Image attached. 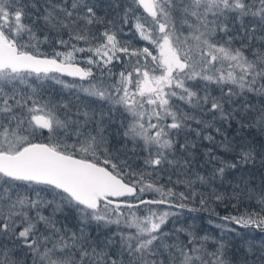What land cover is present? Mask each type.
<instances>
[{"label": "snow or ice", "instance_id": "6c2138e0", "mask_svg": "<svg viewBox=\"0 0 264 264\" xmlns=\"http://www.w3.org/2000/svg\"><path fill=\"white\" fill-rule=\"evenodd\" d=\"M107 7L111 15L98 0H0V264H264V180L256 188L240 175L230 194L216 186L264 169V143L234 147L222 131L253 112L244 97L264 103V0ZM45 81L76 89L74 99H53ZM253 123L264 133V108ZM197 198L210 212L247 200L221 219L259 240L236 248L225 224L220 238L167 227L172 209Z\"/></svg>", "mask_w": 264, "mask_h": 264}, {"label": "trees", "instance_id": "16d2710c", "mask_svg": "<svg viewBox=\"0 0 264 264\" xmlns=\"http://www.w3.org/2000/svg\"><path fill=\"white\" fill-rule=\"evenodd\" d=\"M111 2V0H98V3L103 5V8L100 12L101 15H104L105 13H108L111 15V10L108 9L107 5ZM125 32L128 33L127 27L125 28ZM124 39H130L131 33H128L126 36L123 37ZM67 39V37H65ZM133 43H136V40H133ZM141 44H145L144 42H140ZM45 50H48L45 48ZM63 50V49H59ZM65 81L71 83V82H79L78 79L75 78H68V77H62ZM45 87L47 89V93L51 95L53 99H74L73 93H75L76 89H65L62 85L55 84L53 81H45ZM87 83V82H84ZM81 95H83L81 93ZM244 101L249 102L253 106V112L251 114H246L245 118L242 121H234L231 126H225L222 131H224L226 140L228 142H231L232 145L238 146L242 144H249L254 143L257 149L259 150L260 145L264 143V133H262L258 126H255L253 123L254 117L257 115L258 110L260 108H264V103H262V98L259 95H253L249 94L247 97L243 98ZM105 111H107L108 105H104ZM122 119L123 117L120 116L119 112L114 113L113 119L116 121L113 125H111L108 128V135L110 140L109 147L115 151V149L120 148L121 144L118 143V141L121 140V137L117 133V129L119 128V119ZM243 125V127H241ZM217 135V140L219 141L221 137L219 134ZM192 137H190L191 139ZM204 145H208V141L203 142ZM130 146V145H129ZM204 147H201L199 149L200 153H203ZM218 153L222 155L225 159H231L232 155L235 153H225L223 149H217ZM199 163L197 164V161L193 162L194 167L196 170L200 171L201 174H204V172L207 170L205 167H202L203 160L198 157ZM251 173V174H250ZM169 175L168 172H162L161 173V179L160 183L165 184L168 187H172V185H169L167 183V176ZM240 175H244L246 179H250L254 181L253 187L258 188L260 186L261 180H264V169H261L259 167V163L256 165H249L247 166V170L243 173H236L235 178L233 176H229L228 180L223 183V186L221 185V182L218 180L216 181V186L219 191L224 192L226 194H230L233 191V188L236 184V179L239 178ZM176 177L173 175V179ZM228 181H231V184H229ZM174 190L176 192L185 191L184 187L182 185L175 186ZM198 190L200 192H207L206 188H202L198 186ZM156 194L154 193H145L144 198L145 199H151L154 198ZM233 205H236V207H233ZM249 206V202L245 199H241V201L238 203L235 200H229L226 199L222 202L217 201L212 204V207L214 208V212L205 211L203 209H200V205L197 201L195 202H189V208L188 209H172V211H176L179 213L178 218H171L169 220V224L167 227L173 226V221L175 223V227H187L189 225L193 226L194 229L200 234V235H209L213 238H220L222 229L218 227L217 225L225 224L227 228H234L235 233H226L224 236L225 240H230L231 245H235L236 248H240L243 244V238L252 239L256 238L259 240V230H253V229H244L241 228L238 225H235L231 222H225L221 218L228 215H239L241 212L245 210ZM191 208L200 209L199 211H189ZM70 215V213H69ZM59 219L63 220V216H60ZM96 226L93 225V228ZM100 235L99 229L97 231L93 232V236Z\"/></svg>", "mask_w": 264, "mask_h": 264}, {"label": "water", "instance_id": "95a60500", "mask_svg": "<svg viewBox=\"0 0 264 264\" xmlns=\"http://www.w3.org/2000/svg\"><path fill=\"white\" fill-rule=\"evenodd\" d=\"M65 77H67V76H65ZM68 78H72V77H68ZM74 78V77H73ZM75 79H78V78H75Z\"/></svg>", "mask_w": 264, "mask_h": 264}, {"label": "rangeland", "instance_id": "374dc122", "mask_svg": "<svg viewBox=\"0 0 264 264\" xmlns=\"http://www.w3.org/2000/svg\"><path fill=\"white\" fill-rule=\"evenodd\" d=\"M144 43H146V42H144Z\"/></svg>", "mask_w": 264, "mask_h": 264}]
</instances>
